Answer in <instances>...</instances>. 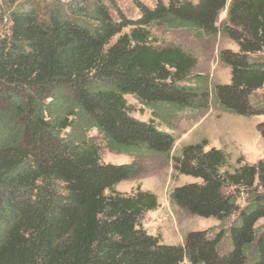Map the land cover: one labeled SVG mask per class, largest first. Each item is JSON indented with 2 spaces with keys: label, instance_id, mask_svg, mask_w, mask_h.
<instances>
[{
  "label": "trees",
  "instance_id": "obj_1",
  "mask_svg": "<svg viewBox=\"0 0 264 264\" xmlns=\"http://www.w3.org/2000/svg\"><path fill=\"white\" fill-rule=\"evenodd\" d=\"M229 1L135 0L129 17L117 0H1L0 264H264V158L222 171L223 150L186 146L174 168L200 181L171 200L219 224L167 244L142 226L158 197L116 189L141 164L102 162L87 131L124 154L169 155L174 136L134 117L126 95L153 110L210 108L209 88L193 83L197 59L153 43L161 25L231 38L239 49L220 52L231 82L215 86L216 102L263 114L252 96L264 87V60L252 56L264 51V0H231L219 25ZM258 131L264 139V122Z\"/></svg>",
  "mask_w": 264,
  "mask_h": 264
},
{
  "label": "rangeland",
  "instance_id": "obj_2",
  "mask_svg": "<svg viewBox=\"0 0 264 264\" xmlns=\"http://www.w3.org/2000/svg\"><path fill=\"white\" fill-rule=\"evenodd\" d=\"M39 1L46 4L49 0ZM117 1L129 17L137 15L135 0ZM141 1L149 5L154 2V0ZM230 1L219 16V25L225 22ZM151 29L154 44L180 47L197 59V66L193 70L197 78L193 83H201L209 88L210 108L205 112L192 109L174 110L165 106L153 110L134 96L126 95L134 117L144 121H153L161 130L174 136L175 144L169 155L124 154L111 147L96 128L91 127L87 131L88 135L93 137L99 145L102 162L123 164L137 159L141 164V174L119 183L116 189L128 195L141 189L150 191L158 197V208L147 212L142 226L150 234L158 236L164 243L184 244L189 232L217 229L219 221L212 217L203 218L190 215L172 202L171 193L177 186L200 181V179L179 173L174 168V157L181 156L186 146L202 143L205 145V151L221 149L227 154L229 162L222 171L233 172L239 166L256 164L264 158V139L258 131V125L264 122V113L254 116L236 115L223 110L216 102L215 86L231 82V69L221 61L220 52L225 49L233 51L239 49L226 34L220 32L215 36L200 35L190 29L170 28L166 25L153 26ZM252 57L264 60V51ZM252 101L258 107L264 108V87L252 96ZM61 106V104H56L55 109L59 110ZM78 119L79 128L89 125L84 115L80 114ZM83 131L84 129L81 130L82 133ZM245 197L246 195L242 196V205L246 203ZM260 224H264V220Z\"/></svg>",
  "mask_w": 264,
  "mask_h": 264
}]
</instances>
